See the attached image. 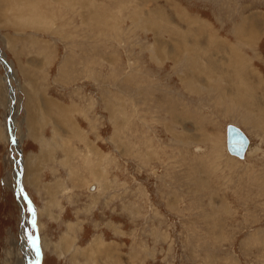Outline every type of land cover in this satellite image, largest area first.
Listing matches in <instances>:
<instances>
[{
	"label": "rangeland",
	"instance_id": "374dc122",
	"mask_svg": "<svg viewBox=\"0 0 264 264\" xmlns=\"http://www.w3.org/2000/svg\"><path fill=\"white\" fill-rule=\"evenodd\" d=\"M0 54V264H264V0H0Z\"/></svg>",
	"mask_w": 264,
	"mask_h": 264
},
{
	"label": "water",
	"instance_id": "95a60500",
	"mask_svg": "<svg viewBox=\"0 0 264 264\" xmlns=\"http://www.w3.org/2000/svg\"><path fill=\"white\" fill-rule=\"evenodd\" d=\"M248 145H249L248 138L238 127L234 125H227L226 149L231 156L237 157L239 159H243L245 152L248 148Z\"/></svg>",
	"mask_w": 264,
	"mask_h": 264
},
{
	"label": "bare ground",
	"instance_id": "6f19581e",
	"mask_svg": "<svg viewBox=\"0 0 264 264\" xmlns=\"http://www.w3.org/2000/svg\"><path fill=\"white\" fill-rule=\"evenodd\" d=\"M0 57L2 58V59H4V56H2L1 54H0ZM8 74H9V71H8ZM228 78V77H227ZM6 79H7V77H6ZM228 125H232V124H228ZM13 126H14V121H11L10 122V128H11V135H12V139H13V144H14V146L16 147V148H19V141H18V138L15 136V134H14V129H13ZM235 126V125H234ZM227 127V126H226ZM237 127V126H236ZM241 130V129H240ZM242 131V130H241ZM245 134V133H244ZM246 136V135H245ZM249 140V139H248ZM249 144H250V141H249ZM248 149H249V145H248V148H247V150H246V152H245V154L247 153V151H248ZM227 150V149H226ZM227 154H229L228 153V151H227ZM230 155V154H229ZM245 156V155H244ZM93 186H94V188H95V190H96V186L94 185V184H92ZM91 186V185H90ZM20 187V188H19ZM18 193L20 194L21 193V195L23 194L24 195V192H23V190H22V187L21 186H19V184H18ZM22 197H19V201L20 200H22L21 199ZM24 198L26 199V201H27V203H28V205L31 207V204H30V201L28 200V198L26 197V195H24ZM37 251H35V252H32L31 254H33L34 256H35V258L37 259L38 257H39V250H38V248L36 249ZM33 264H38V261L37 260H35V262L33 263Z\"/></svg>",
	"mask_w": 264,
	"mask_h": 264
},
{
	"label": "snow or ice",
	"instance_id": "6c2138e0",
	"mask_svg": "<svg viewBox=\"0 0 264 264\" xmlns=\"http://www.w3.org/2000/svg\"><path fill=\"white\" fill-rule=\"evenodd\" d=\"M30 243H31V245H32L33 247L36 246V241H35L34 239H31V238H30Z\"/></svg>",
	"mask_w": 264,
	"mask_h": 264
}]
</instances>
